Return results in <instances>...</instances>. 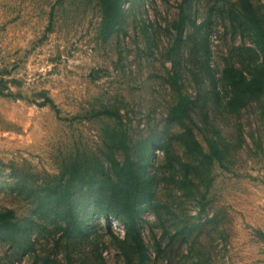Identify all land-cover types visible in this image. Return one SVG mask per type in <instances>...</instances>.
<instances>
[{"label":"rangeland","instance_id":"374dc122","mask_svg":"<svg viewBox=\"0 0 264 264\" xmlns=\"http://www.w3.org/2000/svg\"><path fill=\"white\" fill-rule=\"evenodd\" d=\"M233 1L193 0L184 40L172 49L179 0H123L121 22L106 38L96 0H0V212L20 223L34 218L32 204L8 188L13 172L36 180L57 173L74 155L102 154L105 135L124 131L132 153L156 142L146 167L156 213L141 214L146 264H264V92L229 111L223 88L218 82L213 97L204 73L218 80L224 66L251 56L230 30ZM251 1L264 15V0ZM173 78L196 98L194 136L203 152L208 138L216 141L220 163L186 154L181 128L166 123ZM104 108L117 109L120 120L95 114ZM108 220L106 227L94 217L83 240L36 228L27 252L0 241V264L91 263L98 251L106 264H124L112 242L124 228Z\"/></svg>","mask_w":264,"mask_h":264},{"label":"trees","instance_id":"16d2710c","mask_svg":"<svg viewBox=\"0 0 264 264\" xmlns=\"http://www.w3.org/2000/svg\"><path fill=\"white\" fill-rule=\"evenodd\" d=\"M193 0H179L176 18L173 21L174 37L172 49H178L184 40V26L190 20V7ZM123 0H96L100 12L99 34L106 38L119 26L123 11ZM226 10L230 30L245 38L251 47H244L251 56L249 60H239L240 67L231 64L224 66L220 78L215 79L209 68L208 91L217 96L218 82L225 94L224 106L229 111H237L249 101L260 97L264 92V15L256 10L251 0H234ZM208 19V17H207ZM176 75V71L173 73ZM175 92V101L166 113L167 124H177L180 145L186 154L196 155L200 163L206 165L223 158L220 147L214 139H207V152H203L194 133V122L190 116L196 106V98L182 93L176 79L170 81ZM42 104H47L55 114L58 108L52 100L44 96ZM96 115H106L120 120L117 109H101ZM102 154L94 152L74 155L61 162L57 173L45 174L36 180L28 173H12L13 181L9 190L32 204L34 218L17 222L10 211L0 212V241L16 252L32 250L31 232L47 225L63 235H73L80 239L88 236L90 222L96 216L104 219L109 226V217L121 223L122 237L112 236L115 248L121 253L124 264H146L148 256L141 237V214L145 207L155 213L152 179L146 173L153 149L154 140L143 141L130 152L124 131L105 135L102 141ZM121 158L116 157V152ZM165 158L170 163L172 157L165 150ZM182 168L186 163L177 161ZM12 171L14 168L9 163ZM93 259H81L79 264H106L100 252H93ZM52 264H57L52 262ZM68 264H74L69 262Z\"/></svg>","mask_w":264,"mask_h":264}]
</instances>
